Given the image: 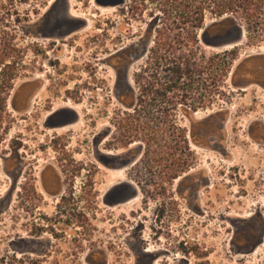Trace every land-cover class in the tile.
Masks as SVG:
<instances>
[{"label":"rangeland","instance_id":"rangeland-1","mask_svg":"<svg viewBox=\"0 0 264 264\" xmlns=\"http://www.w3.org/2000/svg\"><path fill=\"white\" fill-rule=\"evenodd\" d=\"M49 1L0 0V264H264V182L252 186L264 177V103L245 73L264 12H205L188 46L169 51L154 43L164 0ZM34 15L66 37L58 59L38 61ZM178 56L189 60L179 81ZM59 107L76 121L42 129ZM20 166L39 191L45 166L48 184L79 173L55 242L32 238V192L22 217Z\"/></svg>","mask_w":264,"mask_h":264},{"label":"flooded vegetation","instance_id":"flooded-vegetation-1","mask_svg":"<svg viewBox=\"0 0 264 264\" xmlns=\"http://www.w3.org/2000/svg\"><path fill=\"white\" fill-rule=\"evenodd\" d=\"M38 2V0H23V3L25 2ZM43 1H49V0H43ZM63 2L64 0H50L49 5L54 3L49 9L51 10L57 2ZM111 1V0H110ZM49 5L46 7L48 8ZM34 14H37L36 11H34ZM49 14V11L47 12ZM67 14H70V11L67 9ZM24 17L26 15H23ZM35 16V15H34ZM50 16V15H49ZM62 13L59 15V19L61 18ZM51 18V17H50ZM50 18H41L40 15L35 16V19L33 20L35 23V41H36V57L39 62H48L46 59V56L53 57L54 60L58 59L59 53L62 51V43H59L60 41H66V37H64V34L56 32L54 28L50 26V24L53 22L55 23L56 21H52ZM50 20V21H49ZM60 22V21H59ZM42 25H46L45 27H42ZM80 29V28H79ZM78 31V30H75ZM70 34V33H69ZM67 35V34H66ZM97 40V38H96ZM94 42V40H92ZM71 45L75 43V40L70 41ZM76 53V52H75ZM96 55V54H94ZM97 56V55H96ZM99 56H97L96 60H98ZM247 57H251V55H247ZM103 58V56L101 57ZM251 62L254 63L256 62V68L251 69L250 67H247L245 70V73L248 74V76L253 79L252 83H256L257 87L259 88L263 101L264 103V47H261L259 51L256 53L255 57L246 60L245 63ZM53 63V62H52ZM77 63V62H76ZM57 64L56 62L53 63V65ZM84 65H86L84 63ZM249 84H247L248 86ZM36 93V92H35ZM67 108H71L74 111L78 112V107L71 106V105H66ZM76 120L75 118L71 115L68 114V110L62 109L61 107L59 108H54L50 109L48 112H46V117L42 121V125L40 127L42 129H45V127H52V129L55 130L54 126L57 124L60 125H67L74 123ZM261 127V139L257 141V145L259 146L260 149L264 148V122L262 125L258 124ZM44 135V134H43ZM62 141V139H60ZM55 143V142H54ZM264 150V149H263ZM32 168H35L34 164L31 165ZM44 170L40 171L38 174V185L40 187V191L35 188L34 180L30 179V175L28 173H25V167L20 166L18 168V184L20 185L18 188L19 194L22 196L21 197V212H22V217L28 218L29 213L26 212V206L24 205V197L25 194L32 192L34 194V201L35 204L33 205L34 210H39L38 212L33 213V217L35 218L34 222V229L33 231V240L36 242H55L59 238L57 235L58 230L56 229V225L59 223L58 219L59 218H64L65 220L63 221L64 225L68 223V219L66 217L67 210L65 207H62V205H67L69 204L70 201V196L74 194V187L73 185V178L76 177V175H79V173H69L68 175H63L61 172L60 177H59V183L57 182V178L55 176V173L52 175L53 180L49 181L50 185L45 179L46 173L50 170L49 167L45 166L43 167ZM238 167H235V171ZM239 170V169H238ZM50 172V171H49ZM81 176V175H80ZM259 178V179H258ZM256 177V179L252 180V186L255 187V185L260 184L261 182H264V177ZM247 179V178H246ZM237 182V179H236ZM205 183L206 181L201 182L198 181V184L195 186V193H197V190L199 187ZM83 184V183H82ZM263 184V183H262ZM39 194H45L47 195L50 199L54 200V203L59 202V210L58 214L54 212L53 215L47 214L44 211H41L42 209L40 207H36L37 204L41 205L43 202V199L41 198ZM238 196L242 197L246 193L244 191H237ZM238 206V205H237ZM227 208H231V206H227ZM194 210L199 211L200 206L194 205ZM63 211V212H62ZM65 213V216L63 215ZM231 221V219L229 220ZM30 237V236H27ZM44 237H47L50 241H46ZM45 251H48L44 248V252L42 253L43 256L46 255Z\"/></svg>","mask_w":264,"mask_h":264},{"label":"trees","instance_id":"trees-1","mask_svg":"<svg viewBox=\"0 0 264 264\" xmlns=\"http://www.w3.org/2000/svg\"><path fill=\"white\" fill-rule=\"evenodd\" d=\"M263 8L264 0H164L167 24L164 33L156 31L154 43L163 45V49L178 51L182 46H188L190 36L202 28L205 12L214 18L234 15L237 11L250 17L257 15L262 17ZM188 62V59L183 60L181 57L170 61V70L176 75L177 81L181 80L183 75H188L189 71L185 69Z\"/></svg>","mask_w":264,"mask_h":264},{"label":"water","instance_id":"water-1","mask_svg":"<svg viewBox=\"0 0 264 264\" xmlns=\"http://www.w3.org/2000/svg\"><path fill=\"white\" fill-rule=\"evenodd\" d=\"M237 41V40H236Z\"/></svg>","mask_w":264,"mask_h":264}]
</instances>
